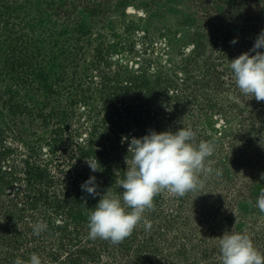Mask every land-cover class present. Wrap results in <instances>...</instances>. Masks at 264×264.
<instances>
[{
	"label": "rangeland",
	"instance_id": "1",
	"mask_svg": "<svg viewBox=\"0 0 264 264\" xmlns=\"http://www.w3.org/2000/svg\"><path fill=\"white\" fill-rule=\"evenodd\" d=\"M262 29L264 0H0V264L5 263L4 252L25 249L27 227L44 217L60 220L42 200L32 212L27 204L44 188L61 196L69 187L32 179L27 183L22 172L25 162L34 160L27 155V147L33 146L41 167L65 176L59 162L76 149L69 146L66 153L52 155L46 144L59 122L65 121L61 134L66 142L72 138L80 143L86 129L107 118L110 104L117 110L122 99L136 110L144 99L146 114L162 105L158 89L164 84H156L157 78L178 83L190 74L198 101L190 115L203 125L202 132L218 140L222 129L235 128L239 115L228 109L231 103L244 108L243 116L255 108L256 127L264 126V101L243 95L229 68L230 60L252 48ZM233 38H238L236 44L230 43ZM141 71L147 84L137 91L142 93L138 99L137 92L120 90L104 100L103 78L124 85ZM217 78L223 84L220 91L214 90ZM152 87L157 90L147 94ZM212 102L224 111L213 110ZM251 124L247 120L246 126ZM198 125L189 123L196 135ZM250 136L259 147L246 164L231 161L230 151L222 154L206 165L212 171L200 174L204 187L185 194L182 206L162 190L128 242L109 241V248L86 264H221L219 239L231 229L248 235L264 253V212L256 206L264 194V129ZM146 251L150 257L142 256Z\"/></svg>",
	"mask_w": 264,
	"mask_h": 264
},
{
	"label": "trees",
	"instance_id": "2",
	"mask_svg": "<svg viewBox=\"0 0 264 264\" xmlns=\"http://www.w3.org/2000/svg\"><path fill=\"white\" fill-rule=\"evenodd\" d=\"M8 25L9 24H5V28H8ZM188 64L189 62L184 63L183 67H187ZM122 68L123 67H121V69ZM186 71L188 72V70ZM207 72L211 75L214 74L209 70H207ZM139 73L136 74V77L127 79V82L132 81L136 84H140L139 86H136V84L128 85L127 82L122 85L116 80L114 83V81L109 78H103L102 81H106L105 85H107L105 88L107 93L104 96V100L106 101L108 97L114 98V96H118L120 90L122 93L128 94L130 91L137 92L142 89V84L146 85L147 82L145 77L142 76L143 72L141 71ZM124 74L126 77L127 70L124 71ZM191 78L192 76L187 74L183 79H179L178 83L177 80L175 81L169 77L157 78L154 81L156 84L161 83L160 80H162L164 84L163 88L158 89V92H163V94L161 93L163 95L161 99L162 105L158 108L151 107L152 110H147L146 114L145 112L143 113V104L147 102L144 101V99L138 100L140 102H138L139 106L136 110H130L128 108L129 105L122 103V99L119 101V108H117V110L113 108L115 107V103L110 104V112H108L107 118L96 120L91 128L86 129L84 140L80 143H77V141L72 138L66 142L65 136L61 134L63 125H66L63 124L65 121L59 122L61 125L55 126L52 132L53 137L49 138L46 142L51 154L54 155L56 151L66 153L69 151V146H71L70 149H76L74 153H68L64 156L65 159L59 162V167L63 164V168L60 170V173L65 175L63 177H56L47 172V170L38 163L36 157L38 154L33 152L35 148L33 146L27 147V155L33 157L34 160L32 161L33 163L31 161H26L24 164L22 172H24L23 175L25 176L26 182L29 183L32 179L31 181L46 186H51L55 182L62 186L64 185V187H69V189L66 188V194L63 193V195L60 196L56 194L51 195L48 193V188H44L42 191H39L36 196L33 195V197L30 198L27 205L31 212L36 207V203L42 200L46 208L50 207L53 214L59 216L60 220H58V222H51L47 220V217H44L41 221L27 227L26 235L23 236V242L26 244L25 251L4 252V264H15L18 257L24 262H27L29 258L28 254L31 255L32 253L38 254L42 258L44 264H86L88 258L93 259L102 250L109 248L108 240L99 238L95 240L89 239L88 215L94 210L100 196L105 194L106 191V194L111 195L119 196L122 194L119 182L125 178V172L128 167L126 160L130 163L131 153H128V142L122 144L121 137L123 135H127L129 138L141 137L150 130H156L157 132L165 130L175 131L183 126L189 128V123L198 125L197 120L193 117L194 114L190 115V112H194L193 109L191 110L192 104L198 102L197 98L195 99V90L189 82ZM204 80H206V78H202L200 81L203 82ZM138 81H141V83ZM213 83L215 91H220L222 89L223 84L219 81V78L213 81ZM152 90L156 91L157 88L152 87L147 89V94L150 95ZM141 94V92H137L135 94L136 96H134L138 99V96H141ZM159 94L157 95L159 96ZM150 98L153 97L150 96ZM209 100L208 98L204 102L208 103L210 102ZM108 105H104L103 108L106 109L107 107L108 109ZM213 106V110L215 108L217 111H224V109L217 106L216 103H213ZM200 108H202V105ZM228 109L232 110V112H237L235 115H239L237 125H235V128L228 131L222 129L218 140L212 138L205 130L202 132L203 125L201 126V124H199L197 126L199 127V132L196 137H202L204 141L210 142L215 146L214 155L207 158L206 165L228 151L231 152L229 153L231 154L230 157L232 156L231 161L240 159L239 162L241 161L243 164H246L250 156H252L259 147L257 139L254 136H250V134L258 131V129H264L263 123L256 127L255 108L250 112L247 111V116H243L244 108L240 109L237 104H229ZM114 112L116 113L114 114ZM62 115H64V113ZM143 118H147L148 121ZM247 120H252V124L249 126L250 128L246 126ZM201 133L203 136H201ZM52 157L53 156L49 159V162L54 160ZM95 157L98 159L102 168H100L101 171L92 173L85 163V160ZM233 163L236 164L237 162ZM64 166L69 168L63 170ZM230 169L232 168L230 167ZM11 173V177L8 178L12 180L15 178V174L12 171ZM90 175L96 176L99 185L98 192L100 195L95 197L81 190V184L87 180ZM175 197L178 198L176 201H180L179 205L182 206L186 204L185 195L183 197ZM37 224H44L46 228L42 230L39 235H34L33 229ZM128 237L125 238L127 242ZM128 244L129 243L126 245ZM137 251L139 252V250ZM149 253V251H146L141 254L144 257H150V255H148ZM0 254L2 255L1 250Z\"/></svg>",
	"mask_w": 264,
	"mask_h": 264
},
{
	"label": "clouds",
	"instance_id": "3",
	"mask_svg": "<svg viewBox=\"0 0 264 264\" xmlns=\"http://www.w3.org/2000/svg\"><path fill=\"white\" fill-rule=\"evenodd\" d=\"M237 42L238 38L230 41L232 44ZM261 49H264V29L257 35L252 48L230 60L229 64L239 91L257 101H264V51ZM125 142L129 145L131 161L126 160L125 178L119 182L122 194L111 195L106 191L100 196L88 215L89 239L99 238L113 244L122 242L141 222L144 212L153 207L156 194L165 189L177 197L199 192L204 187L200 174L212 171L206 167V160L214 155L215 146L207 141L197 143L192 128L150 130L141 137L123 135L121 143ZM85 163L92 173L101 171L96 157L87 158ZM216 174L220 175V171L217 170ZM98 188L95 175H90L81 184V190L93 197L100 195ZM256 206L264 212V194L257 198ZM145 227L150 228L151 223L145 221ZM45 228L46 225L37 224L34 235H39ZM219 245L221 264H264V253L244 233L232 229L225 231ZM15 264L44 262L38 254L32 253L27 262L18 257Z\"/></svg>",
	"mask_w": 264,
	"mask_h": 264
}]
</instances>
